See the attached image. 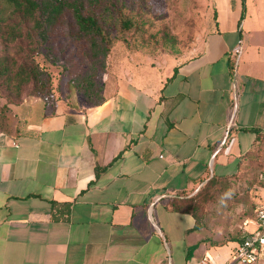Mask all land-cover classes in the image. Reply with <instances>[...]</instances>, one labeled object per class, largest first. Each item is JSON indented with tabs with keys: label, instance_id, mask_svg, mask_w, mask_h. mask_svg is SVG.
I'll use <instances>...</instances> for the list:
<instances>
[{
	"label": "crops",
	"instance_id": "crops-1",
	"mask_svg": "<svg viewBox=\"0 0 264 264\" xmlns=\"http://www.w3.org/2000/svg\"><path fill=\"white\" fill-rule=\"evenodd\" d=\"M211 3L199 52L165 77L124 62L99 103L14 105L0 129V264H245L234 248L255 213L218 239L172 205L209 178L238 177L254 210L263 201L264 0Z\"/></svg>",
	"mask_w": 264,
	"mask_h": 264
},
{
	"label": "rangeland",
	"instance_id": "rangeland-1",
	"mask_svg": "<svg viewBox=\"0 0 264 264\" xmlns=\"http://www.w3.org/2000/svg\"><path fill=\"white\" fill-rule=\"evenodd\" d=\"M97 17L110 39L105 57L93 56L62 23L41 40L31 20L0 0L1 28L20 30L16 37L4 33L7 37L0 43V59L10 65L9 73L0 74V129L12 125L14 105L26 98L95 100L96 95L88 97L79 88L87 73L101 87L106 73L124 62L165 77L178 62L199 52L214 15L211 0H105ZM34 64L48 82V97L38 81L26 79L25 71ZM246 187L238 177L214 178L177 203L192 210L209 234L226 239L241 233L245 220L256 212Z\"/></svg>",
	"mask_w": 264,
	"mask_h": 264
},
{
	"label": "trees",
	"instance_id": "trees-1",
	"mask_svg": "<svg viewBox=\"0 0 264 264\" xmlns=\"http://www.w3.org/2000/svg\"><path fill=\"white\" fill-rule=\"evenodd\" d=\"M105 0H5L13 11L19 12L26 20L32 21L34 30L44 40L47 34L54 29L57 24H64L70 29L73 37L83 41L93 56L105 57L109 51V37L103 31L97 17V9L104 5ZM242 15L244 14V2ZM19 29L11 27H2L0 25V43L4 42L7 36L4 33H10L16 37L15 33ZM20 33V32H19ZM19 35V34H18ZM233 65V64H232ZM21 68V67H20ZM10 65L4 59H0V74L9 73ZM26 79L38 81L40 91L44 96L50 95L48 82L43 79V72L37 64L31 66L25 71ZM79 88L83 89L88 97L96 95L95 100H89L90 103H99L103 99L102 87L98 85L93 75L87 73L79 81ZM54 100V99H53ZM51 100V101H53ZM50 102V100H45ZM214 178H209L212 180ZM207 180V181H208ZM193 196L189 197L190 200ZM183 198V197H178ZM172 200V205L177 209H184L192 213L195 218L194 228L200 227L199 222L192 210L183 208L177 203V199ZM182 200V199H180Z\"/></svg>",
	"mask_w": 264,
	"mask_h": 264
},
{
	"label": "built area",
	"instance_id": "built-area-1",
	"mask_svg": "<svg viewBox=\"0 0 264 264\" xmlns=\"http://www.w3.org/2000/svg\"><path fill=\"white\" fill-rule=\"evenodd\" d=\"M239 51L234 55L233 66L236 65ZM234 93L237 85L234 83ZM263 201L258 206L255 216L249 221L253 228L244 232L234 248V259L239 263H254L264 261V186L262 187ZM199 264H216L209 259H201Z\"/></svg>",
	"mask_w": 264,
	"mask_h": 264
}]
</instances>
